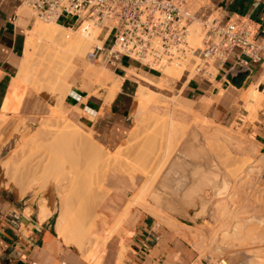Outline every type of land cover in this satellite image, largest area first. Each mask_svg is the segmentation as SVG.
I'll return each instance as SVG.
<instances>
[{
	"label": "bare ground",
	"instance_id": "6f19581e",
	"mask_svg": "<svg viewBox=\"0 0 264 264\" xmlns=\"http://www.w3.org/2000/svg\"><path fill=\"white\" fill-rule=\"evenodd\" d=\"M98 28L88 21H85L78 31L64 28L58 23L51 24V26L38 24L29 31L28 39L33 42L36 38L44 37L56 46L55 48L54 45L47 44L51 52L52 50H55L54 54L57 51L61 52L62 59L70 62L75 56H84L85 51L89 50L92 45H101L102 32ZM53 46L54 49H52ZM58 53L55 54L57 57H59ZM179 67L170 65L165 67L163 72L179 80V71L183 70L184 66L181 69ZM31 69L30 60L25 58L19 66L18 77L25 78ZM213 70L215 71L216 68L213 67ZM95 73L105 77L103 73L100 74L98 71ZM105 85L108 86L107 95L104 98V104L107 105L112 102L119 90V79L113 80L105 77ZM241 94L239 102L244 104L252 105L257 98V91L253 86ZM155 95L146 89L139 90L134 98L133 118L135 121H139L143 112L155 105ZM57 108L54 112V109L51 111L53 113L50 112V119L55 123L60 122L59 119L63 116V110L61 111L63 107ZM7 119L6 115L0 117V127L7 122ZM156 119L158 121L156 120L155 128L159 127L161 132L163 131L162 137L165 141L152 147L150 155L142 160L139 156L133 158L132 155L127 156L128 154L120 155L99 147V144L97 146L89 135L83 134L84 132L80 131L78 125L71 122L70 126L56 128L57 130L54 131L49 130L50 133L52 132V138L60 144L73 147L76 145V155L70 157L69 164L72 161L74 164L77 163L76 156L81 155L84 163L91 162L98 167L92 177L79 184L81 180L79 177L73 178L75 173L71 176V173L75 171L71 172L69 165L71 187L88 192L85 204L87 210L83 214L85 218L84 235L76 238L71 245L79 251L86 244H94L95 253H102L110 240L109 237L121 226L131 210L141 208L149 215L165 222L169 229L172 228L171 232L191 242L200 253L207 251L210 264H264V155L257 156L256 148L234 132L199 126L196 122L186 125L174 116L166 121ZM38 129L40 128L36 130ZM42 131L43 129L35 132L36 134L34 133L35 135L29 141L23 140L16 160L6 161L1 165L4 170L11 167L21 174L22 183L18 186H21L19 193L22 195L32 192L39 184V180L41 183L39 179L42 176L41 172L48 169V166L50 169L49 159L51 158H48L49 155H43L44 152L34 157L39 158L38 160L26 155L27 147L30 146V152L32 148L40 147L41 144L37 137L42 134ZM135 132L138 133L137 130ZM135 132L132 131V133ZM125 143L127 144V141ZM92 144L98 149H95ZM131 157L135 160L134 163H130ZM125 168L137 174L138 180L117 177L118 174L116 176L117 171L124 172ZM120 187L122 189L117 192L116 190ZM64 199L62 195V200ZM45 204L46 202L40 204L38 208V218L41 222L46 221L51 215L49 207ZM108 209H111V212L107 213V216L115 219V223L104 238L97 239L99 232L103 230L104 212ZM190 211L194 212L193 216ZM175 215L186 218L194 224L202 221V224L193 229H187L189 226L175 222ZM65 217L66 212L61 211L57 219V227L61 232H63L61 225ZM61 235L66 240L64 233ZM124 249L120 250L119 256ZM79 261L86 264L81 259Z\"/></svg>",
	"mask_w": 264,
	"mask_h": 264
},
{
	"label": "crops",
	"instance_id": "0c3cea01",
	"mask_svg": "<svg viewBox=\"0 0 264 264\" xmlns=\"http://www.w3.org/2000/svg\"><path fill=\"white\" fill-rule=\"evenodd\" d=\"M188 1L193 10L202 9L220 21L246 22L254 41L264 45V0ZM32 19L28 16L26 0H0V116L19 112L26 102L25 95L15 83L20 80L19 66L24 58L26 32L30 31ZM61 26L69 28L67 24ZM237 56L238 51H234L211 80L182 77L177 81H182L180 92L186 102L194 104L200 113H211L214 121L227 123L237 120L250 142L243 139L252 144L257 153L264 155V54L261 62L250 64L247 73L232 70ZM143 68L122 58L114 78L106 71L98 70L109 79H119V90L109 106L104 104L108 86L102 75L98 82L105 88L102 107L91 99L94 93L90 84L85 86L88 96L73 92L69 86L66 96H69L70 101L67 105L89 116L95 111L94 117L97 119L102 117L103 111L105 119L118 125L131 108L130 94L137 83L133 76L137 78L138 73H141L152 79L159 78L157 72ZM72 71L75 76L91 75L76 67L74 58L69 64L68 77ZM161 73L163 78H159L160 82L166 83L173 79ZM92 74L97 75L95 72ZM251 86L257 91L255 102L252 105L239 102L241 93L247 92ZM140 89L147 90L144 86H138L134 98ZM183 103L181 99L173 100L168 106L169 117L174 116L183 123L190 122L191 111L185 109ZM157 108L160 107L155 104L149 110ZM53 218L54 213L41 222L36 209L27 206L12 192L0 188V264H80L75 253L59 240ZM121 239L125 251L120 258L117 254ZM110 251L111 257L106 264H200L198 256L181 236L133 215L126 220L123 231L113 241Z\"/></svg>",
	"mask_w": 264,
	"mask_h": 264
},
{
	"label": "rangeland",
	"instance_id": "374dc122",
	"mask_svg": "<svg viewBox=\"0 0 264 264\" xmlns=\"http://www.w3.org/2000/svg\"><path fill=\"white\" fill-rule=\"evenodd\" d=\"M27 12H28V16L33 17L32 23L30 25V30H32L35 27V25L38 24L48 25V26L54 24V22H44L37 19L28 7H27ZM63 20L64 19H62L61 22ZM73 21H74L73 19H70V22L68 24H71ZM93 26L99 27L98 29H101L102 36L100 38V41L102 44L105 39L104 35L106 34L105 27H100L95 25ZM66 27L71 28L72 31H78L81 25L77 24L73 27L72 26H66ZM200 30H201L200 22H196L190 28L189 40L194 47H197L200 44ZM29 34L30 33L27 31L25 38V51H24L23 60L25 58H28L30 60L32 69L25 78L18 77L20 80L18 79L19 81L15 83L17 85V89L20 88L21 93L25 95L26 102L24 104V107H22L19 112L13 114L12 113L6 114V116L8 117L7 122H5L6 126L3 127L5 125L4 124L0 127L2 128L0 129V188L12 192L19 200L26 202L27 206L33 207L34 209L37 210V212L40 204H44V202H46L45 205L49 207V210L51 211V215L52 213H54L53 221L56 222L55 229L57 232V236L59 237V240L66 247L70 248L73 251V253H75L76 255L75 257H77L78 260L81 259L85 261L86 264H106L108 262L109 258L111 257L112 251L110 250H112L113 241L117 238V235L123 231V226L126 220L132 215L137 216L138 218H142L143 220L151 223L152 225H155L157 228L168 229L169 231L172 228L170 227L171 229H169V226L165 224V222H162V220L160 221L159 218L157 219L156 217L149 215L143 209L133 208L129 213L128 217L122 222L121 226L113 233L111 237H109L110 240H108V243L106 244V248L104 251H102V253L101 252L95 253L93 249L94 244H86V246H84L83 249L78 251V248L71 245V242H73L76 238L83 237L84 235L83 229H85V218L83 214L87 210L85 204L87 202L88 192L83 189L79 190L80 188L77 187H73V186L71 187V184L69 183L71 179L69 178L70 175L69 168L71 166L70 168L71 172L75 171L73 173L70 172L71 176H73V174L75 173L74 176L76 177L73 176V178L79 177V179L82 181V182L79 181V184H81L85 182L86 179L92 177V175L95 173L98 167L96 164L91 162L84 163L81 155L76 156V159L78 160L80 159L79 161L77 160V163H75L76 165L72 163L73 161L71 162L72 164L71 163L69 164L68 161L70 157L72 155H76V147H75L76 145L74 146L75 148L72 145H65L63 143H61L63 144L61 145L59 141L57 142V140H54L52 138L51 136L52 132L50 133V131L57 130L56 128L61 129L68 125L70 126L69 123L71 122L75 125H78L80 131L84 132L83 134L89 135L91 140L97 146L100 145L99 147H103L107 149L109 152L120 155L128 154L127 156L132 155L133 158L134 156L135 157L139 156V159L142 160L150 155V151L152 150V147L157 146L158 143H162L163 141V137H162L163 131L161 132V129L159 127L155 128V126L157 125L156 118H159L162 121L168 120L169 104L175 99H179V100L181 99L185 102L183 103V107L191 111V114L189 116L190 122H185L186 125L187 124L190 125L196 122L197 125L199 126L220 128L227 132H234L235 134H239L240 136L248 140L245 131L243 130V128L239 126V122L237 120L227 123L214 121L212 120L213 118L211 116V113H206V114L200 113L194 104H190V102H186L183 94H181L180 92V89L182 88V81H177L178 80L177 78H173L166 75L163 72V69L161 72H163L165 76L173 78L166 83L160 82L159 80L160 77L163 78L162 73H156L159 76V78H155V79L147 77L146 75L141 73H138L137 78L133 76V79L137 82L135 87L137 88L138 86L141 85L147 88L149 92H152L154 95L156 94L155 95L156 97H154L155 98L154 100L156 101L155 104L160 107L157 110H147L143 112V116L141 115V119H139V121H135V119L133 118L134 96H135L136 88L133 90V93L130 94L131 108L127 112L126 118L123 119V121L118 125H113L110 123L109 120L105 119V114L103 111L101 112L100 115L102 117H99L98 119L95 117H91L86 113H83L82 110L80 109L77 112L73 110L71 106L67 105V103L70 101L69 96L64 97L68 92L69 86L73 92L80 94L82 96H88L89 94L85 92V86L87 84H90L91 91L94 93V97H91V99L95 100L96 102H99L100 106L102 107L101 100L104 96L105 88L101 87L98 84L99 79H101V75L97 76V75H93L92 73L98 70H101L102 72L106 71L107 73H109L111 78H114L115 75L113 70L110 67H104L102 64L89 62L86 60V54L91 50V48L94 47V45H92L89 48V50L87 49L85 51L84 56L74 57V64L76 65V67H80L82 71L84 70L86 73H91V75H89V77L83 76L81 74L75 76V72L72 71L70 76L68 77L70 62L62 59V56H60L61 52L58 53L56 49L59 57L55 55L57 53L54 54L53 51L55 50H52L53 52L52 53L50 51L51 48L50 49L48 48L49 45L47 46V44H51V43H49L44 37L36 38L33 42H30L28 39ZM54 46L52 49H54ZM48 50L51 52V55L52 54L54 55L51 56ZM47 53L49 55H47ZM211 66L207 67L206 69L208 72L211 73V76L206 78L207 80H211L217 71V70L214 71L213 70L214 66L212 67ZM182 67L180 66L179 68L181 69ZM143 69L147 70L146 68ZM182 69L183 70L179 71L180 78L186 75V73L184 72L186 70L192 73L191 71L192 69L190 66H184ZM74 76L75 78L73 79ZM191 76H189L188 78L190 79ZM109 105L110 104H107L106 106ZM57 107H63L61 108V111L63 110L62 111L63 116L60 117L59 119L60 122L55 123L50 119V112L53 109L54 112L56 110L55 108ZM64 117H66L67 120ZM47 121H51L50 122L51 125H48L50 123H48ZM45 126H47L48 128H46ZM38 127L40 129L36 130ZM41 129H43L42 134H40L37 137L38 142L41 144L40 147H38V149H36L35 147L32 148V152H30L31 151L30 146L27 147L26 155L28 157L31 156L32 159H35L34 157H37L40 154H43L41 152H44L43 155H49L48 158H51L49 159L50 169L48 166V169L46 168L47 170L46 169L43 170L45 172L42 171L44 174L46 173V175H44L41 172L42 176L39 177V179H41V183L39 180L38 181L39 184L32 191L33 193L30 192L27 195H22L19 193L21 186L20 187L18 186L19 184L21 185L22 183L21 174L18 171L12 169L11 167L4 170L1 165H3V163L6 161L12 162L16 160V156L19 153L20 146L23 140L29 141L36 134L35 132L37 131L39 132ZM241 129L243 132L241 131ZM136 130L138 133L135 132ZM132 131L135 133H132ZM126 141L128 145L125 143ZM248 142L250 141L248 140ZM93 147H95V149H98L95 145H93ZM34 149L37 152H35ZM260 155L262 154L257 153V156ZM132 157L130 158V163H134L135 161L132 159ZM36 159L38 160L39 158ZM52 161L53 162L55 161L54 164L56 163V165L52 164L53 163ZM14 166H16V164ZM58 166L60 169L58 168ZM52 167L54 170L51 169ZM125 170L126 171L124 172L117 171L116 176L118 174L117 177L119 176L121 178L127 177L128 179H131L133 181L138 180L137 174H135L132 170H129L128 168H125ZM52 176H54L55 178L54 177L52 178ZM43 179L45 180L44 182ZM77 181L78 179L76 180V182ZM36 188L38 189L36 190ZM73 188L75 189L73 190ZM121 189L122 188L120 187L116 191L119 192ZM74 191L75 192L77 191V193H75ZM62 195H63V199L65 198L64 201L62 200ZM61 211L66 212V217L63 218L64 221L63 224L61 225V229L63 232H61L57 227V219ZM110 212L111 209H108L104 212L105 215L103 216V224H102L103 230L99 232L97 239H101V237L104 238L109 233V231L111 230V228L115 223V219H110L112 217L107 216V213L109 214ZM190 214L193 216L194 212L190 211ZM174 220L180 225L184 224L186 226H189V228L187 229H193L198 225L202 224V221L198 222L197 224H194L192 221L183 218L179 215H175ZM63 233L64 236L66 237V240L61 235ZM186 242L189 244L193 252L198 256L200 264H210L209 259L207 258V254H208L207 251H204V253H200L197 249L194 248L191 242L189 241ZM122 248H124L123 239H121L119 243L118 256ZM123 252L120 254L119 256L120 258ZM80 264H84V263L81 261Z\"/></svg>",
	"mask_w": 264,
	"mask_h": 264
},
{
	"label": "built area",
	"instance_id": "2783aa9c",
	"mask_svg": "<svg viewBox=\"0 0 264 264\" xmlns=\"http://www.w3.org/2000/svg\"><path fill=\"white\" fill-rule=\"evenodd\" d=\"M26 5L44 22L105 26L104 42L86 60L113 72L126 58L157 73L169 65L190 66L187 76L206 79L211 76L207 67L221 69L234 51L235 71L247 73L251 63L263 60L264 45L254 41L246 22L220 21L202 9L193 10L188 0H26ZM70 19L74 21L68 24ZM194 22L201 25L199 47L189 40Z\"/></svg>",
	"mask_w": 264,
	"mask_h": 264
}]
</instances>
